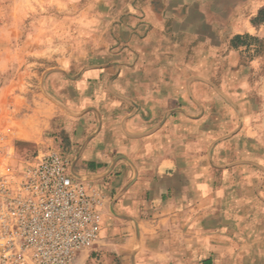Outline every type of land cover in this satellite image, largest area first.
I'll use <instances>...</instances> for the list:
<instances>
[{"label": "crops", "instance_id": "crops-1", "mask_svg": "<svg viewBox=\"0 0 264 264\" xmlns=\"http://www.w3.org/2000/svg\"><path fill=\"white\" fill-rule=\"evenodd\" d=\"M133 3L103 63L47 76L45 133L102 198L75 264H264V134L227 65L228 5Z\"/></svg>", "mask_w": 264, "mask_h": 264}, {"label": "rangeland", "instance_id": "rangeland-1", "mask_svg": "<svg viewBox=\"0 0 264 264\" xmlns=\"http://www.w3.org/2000/svg\"><path fill=\"white\" fill-rule=\"evenodd\" d=\"M134 1L0 0V176L7 169L21 175L39 154L67 151V134L45 133L53 114L47 76L103 63L104 52L116 51V22ZM221 4L231 11L222 31L227 65L242 71L236 97L252 102L264 134V0ZM236 37L242 38L237 49ZM43 133L50 140L45 148L28 141Z\"/></svg>", "mask_w": 264, "mask_h": 264}, {"label": "built area", "instance_id": "built-area-1", "mask_svg": "<svg viewBox=\"0 0 264 264\" xmlns=\"http://www.w3.org/2000/svg\"><path fill=\"white\" fill-rule=\"evenodd\" d=\"M100 193L68 153L38 155L21 175L0 176V264H74L103 224Z\"/></svg>", "mask_w": 264, "mask_h": 264}, {"label": "trees", "instance_id": "trees-1", "mask_svg": "<svg viewBox=\"0 0 264 264\" xmlns=\"http://www.w3.org/2000/svg\"><path fill=\"white\" fill-rule=\"evenodd\" d=\"M242 38L241 37H236L233 41H234V43H235V48H239L241 45H239V41L238 40H241Z\"/></svg>", "mask_w": 264, "mask_h": 264}]
</instances>
